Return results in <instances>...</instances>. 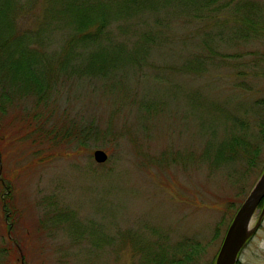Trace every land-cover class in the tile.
Instances as JSON below:
<instances>
[{
	"label": "rangeland",
	"instance_id": "374dc122",
	"mask_svg": "<svg viewBox=\"0 0 264 264\" xmlns=\"http://www.w3.org/2000/svg\"><path fill=\"white\" fill-rule=\"evenodd\" d=\"M262 5L260 0L254 8L259 11ZM191 26L182 30L178 24L171 33L190 34ZM220 28H229L236 38L214 52L195 42L193 46V34L186 44L174 38L160 42L150 53L152 64L124 71L121 80L128 88L102 87L96 77L54 74L60 77L49 82L43 97L20 93L4 107L0 103V245L10 244L12 223L9 209H3L2 182L13 190L11 236L21 245V253L15 248L14 255L0 252V264H15L14 259L19 264H142L144 257L134 256L129 240L135 241L137 232L151 235L158 229L172 241L186 238L203 246L191 264H214L227 224L264 166L259 135L264 123V26L256 36L236 16ZM119 33L115 36L121 39ZM243 34L251 36L245 40ZM197 51L209 62L206 68L186 69ZM157 74L169 79L159 84ZM9 87L0 77V97ZM146 99L155 101L152 112L142 117L141 101ZM232 124L240 128L236 136L251 135L249 143L259 144L260 153L253 166L248 164L249 148L214 169L210 159H203L207 142L213 138L218 147ZM79 132L92 138L76 143ZM116 145L123 148L114 157ZM96 148L104 149L109 160L114 157L110 165L115 168L104 179L90 180L91 165L88 171H79L78 165L88 155L93 159ZM65 215L76 224L75 231ZM238 264H264V221Z\"/></svg>",
	"mask_w": 264,
	"mask_h": 264
},
{
	"label": "trees",
	"instance_id": "16d2710c",
	"mask_svg": "<svg viewBox=\"0 0 264 264\" xmlns=\"http://www.w3.org/2000/svg\"><path fill=\"white\" fill-rule=\"evenodd\" d=\"M259 2L260 0H0V77L10 86L8 94L3 93L0 97V103L4 107L20 93L43 97L51 88L49 82L60 77L54 78V74H65L67 78L74 75L79 80L96 77L102 81V87L117 88L121 84L128 88L124 84L125 79L121 80L124 71H136L142 69L144 63L152 64L149 63L150 53L158 48L160 42H168L174 38L186 44L193 34L192 45L195 42V46L206 47L214 52L221 43L235 40L236 35L229 28L221 29L220 24H230L236 16L250 32L258 34L264 26V5L259 7V11L254 8ZM251 9L257 12L252 14ZM174 21L176 22L173 23ZM203 22L205 25H202ZM178 24L182 30L190 25L195 26H191L194 28L189 31L190 34L175 37L171 30ZM116 30L120 32L121 39L115 36ZM250 36L243 34L245 40ZM189 62L190 65H185V68L190 67V70H203L209 63L202 56V51H197ZM165 65L171 68V64ZM165 65H162L163 68L169 69ZM183 68L180 69L185 71ZM159 74L156 75L160 80L159 84L166 83L169 78L161 80ZM154 101H141L142 117L152 112ZM233 130V135L226 132L224 141L216 148L214 139L208 140L203 159H210L213 168L235 161L242 153H249V148L252 150L248 154V164H255L254 159L260 153V145L255 143L251 146L248 140L251 135L236 136L241 132L235 128ZM259 133L264 139V123L260 126ZM89 136L79 132L76 143L86 144L92 138ZM1 137L3 134L0 126V139ZM94 137L98 138V134ZM115 139L117 141V137ZM118 148L116 145L112 149L117 152L115 157L123 147ZM123 152H120L121 165L125 160ZM228 152L232 153L229 155ZM91 158L88 155V160L78 165L79 171H88L91 165L88 176L90 180L104 179L114 171L115 167L110 163L97 168L98 165L90 162ZM119 167L120 165L116 170ZM1 186L3 209H9L7 218L14 224L16 209L11 199L13 190L9 183L2 182ZM65 217L70 221L69 228L75 231L72 227L76 224H72L69 216ZM8 227L10 228V224ZM14 228L15 225L10 228L11 234H14ZM139 233L133 236L136 237L135 241L129 242L135 245L134 256L138 259L144 257L142 264L196 263L203 248L200 243L186 238L172 241L170 234L159 229L151 235ZM9 241L11 245L0 246V252L12 255L17 249L20 252L19 240L13 237ZM14 263L19 264V261L14 259Z\"/></svg>",
	"mask_w": 264,
	"mask_h": 264
},
{
	"label": "water",
	"instance_id": "95a60500",
	"mask_svg": "<svg viewBox=\"0 0 264 264\" xmlns=\"http://www.w3.org/2000/svg\"><path fill=\"white\" fill-rule=\"evenodd\" d=\"M95 157L98 161L103 162L107 159L108 155L102 150H97L95 152ZM263 199L264 172L242 203L233 221L231 222L216 257L215 264L237 263L242 248L258 229L262 221L264 208L258 218V221L253 223L254 214Z\"/></svg>",
	"mask_w": 264,
	"mask_h": 264
},
{
	"label": "bare ground",
	"instance_id": "6f19581e",
	"mask_svg": "<svg viewBox=\"0 0 264 264\" xmlns=\"http://www.w3.org/2000/svg\"><path fill=\"white\" fill-rule=\"evenodd\" d=\"M14 94V92H12Z\"/></svg>",
	"mask_w": 264,
	"mask_h": 264
}]
</instances>
